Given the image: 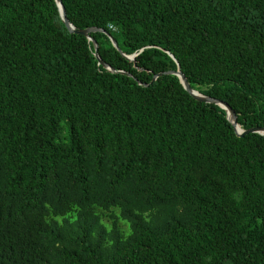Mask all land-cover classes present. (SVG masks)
<instances>
[{"label": "trees", "instance_id": "obj_1", "mask_svg": "<svg viewBox=\"0 0 264 264\" xmlns=\"http://www.w3.org/2000/svg\"><path fill=\"white\" fill-rule=\"evenodd\" d=\"M61 2L113 70L0 0V264H264V134L165 73L264 126V0Z\"/></svg>", "mask_w": 264, "mask_h": 264}, {"label": "water", "instance_id": "obj_2", "mask_svg": "<svg viewBox=\"0 0 264 264\" xmlns=\"http://www.w3.org/2000/svg\"><path fill=\"white\" fill-rule=\"evenodd\" d=\"M57 5H58V8H59V12H60V16L62 18V21L63 23L65 24V26L68 28V30L70 32H74V33H79V34H82L84 36H86L89 40H91L94 44V55L97 57L98 61L100 64H103L104 66H107V68H109L110 70H113L110 66H108L107 64H105L101 58L99 57L98 53H97V42L92 38L90 37V33L91 32H94V31H97V30H100V31H103L102 29H98L96 27H89V28H85V29H82V30H77L73 27V25L69 22L67 16H66V11H65V8L61 2V0H55ZM108 34V33H106ZM108 36L110 37V40L113 44V46L119 51L122 53L121 49L119 48L116 40L111 37L109 34ZM126 58L134 61V56L135 54H132V55H126L124 53H122ZM170 56H172L170 54ZM173 57V56H172ZM174 58V57H173ZM165 73H170V74H175L179 77L182 85L184 86L185 90L188 91L190 93V95L196 99V100H200L202 102H205V103H216L218 104L220 107H222L223 109H225L226 111V116H227V119L229 120V122L233 125V128H234V131L236 132V134L238 136H243L245 135L246 133H249V132H256V133H260V134H264V126H261V127H252V128H249V129H242L239 125H238V121H237V115H236V112L234 111V109L229 105V103L227 102H224L222 100H218V99H215V98H212L210 96H207V95H204V94H201L199 93L197 90H194L190 87V84L188 82V79L187 77L182 73V71L177 68L176 70L174 71H167ZM128 75H131L130 73H127ZM162 73H156L154 74L153 76V79H155L157 76L161 75Z\"/></svg>", "mask_w": 264, "mask_h": 264}]
</instances>
